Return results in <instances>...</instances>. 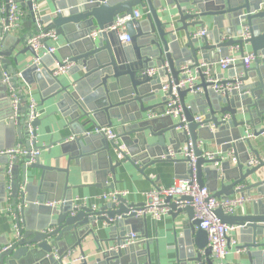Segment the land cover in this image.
<instances>
[{"label": "water", "instance_id": "obj_1", "mask_svg": "<svg viewBox=\"0 0 264 264\" xmlns=\"http://www.w3.org/2000/svg\"><path fill=\"white\" fill-rule=\"evenodd\" d=\"M44 1L50 2L51 8L39 17L38 23L44 33L54 31L62 41L61 46L56 54L41 58L39 66L30 64L19 75L27 86L37 85L41 106L52 101L68 122L60 131L59 139L50 143L49 147L57 145V151L48 153L50 158L46 164L39 157L32 164L28 156L23 159L20 182L15 180L20 159L15 161L9 207L17 217L22 235L13 248L0 255V264H63L65 253L80 248L81 242L89 236L94 239L95 230L103 223L110 231L121 230L117 246L126 239V226L145 224L146 218H136V211L143 204H129L121 196L98 210L86 205L75 207L72 196L75 187L69 186L71 167L79 166L83 172V163L91 161L102 181L97 188L105 186L107 177L112 176L113 183L107 187L110 191L114 190L116 171L124 164L134 167L143 177L146 169L154 165L172 164L177 180H184L193 175L192 169L186 166L188 159H173L168 150L177 154L181 143H196L198 139L217 141L224 134L227 137L219 143V152L224 155L230 151L235 164L231 166L230 160L224 161L219 156L204 159L202 150L194 146L197 182L200 188L207 187L216 199L234 195L251 199L248 208L244 207L238 215L229 216L219 209L214 215L221 223L237 228L241 250L238 264H264V178L259 176L264 167V146L263 154L259 155L255 142L241 140L243 129L249 125L253 126L257 138L264 132V1ZM37 2L19 3L32 12V4ZM138 8L144 13L140 19L124 25L123 32L130 42L123 44L119 41L118 30L107 29L118 17L132 16ZM208 18L213 22L211 43L206 38L192 39L193 31L202 27L203 19ZM33 21L36 23L34 17ZM244 28L248 29L249 38L236 39ZM95 31L97 35L91 37ZM224 34L228 41L222 43L220 38ZM16 41L11 34H5L0 40V66L4 68L12 63L15 66L10 68L12 82L16 81L18 56L24 52L12 56L5 44L12 42L14 45ZM45 45L47 47V43ZM235 46L239 47V59L245 54L246 46L255 59L248 70L242 63L228 68L222 83L233 85L230 92L220 96L211 89L212 84L199 75L198 87L202 94L177 90L185 123L160 117L165 107V98L160 95L164 79L177 84L182 78V66L195 69L199 61L214 65L226 58L230 48ZM26 51L33 55L30 47ZM65 60L73 65L68 76L75 77L67 84L63 77L52 75L53 64ZM152 68L157 70L155 76L144 74ZM188 95H192L189 102L186 101ZM158 98L159 103H154ZM25 102L23 98L24 106L18 107L16 122L10 120L7 125L8 130H16L22 139L27 136ZM199 113L206 115L202 124L194 122V116ZM149 114L155 117L149 118ZM224 114L231 117L227 123L219 120ZM40 123L37 119L31 124L35 138ZM115 124L128 152L121 162L111 154L114 146L94 132ZM209 124L214 126L213 132L208 129ZM33 149H40L35 141ZM30 151L32 149L28 148ZM250 155L259 161L258 166L248 167ZM5 160L7 162L6 157ZM3 179L5 181V176ZM239 185L244 187L236 190ZM58 200L63 201L58 207L44 205ZM168 215L173 220L181 219L174 232L171 249L174 257L169 264H213L207 235L198 229L199 221L194 220L192 208L177 209L175 204H170ZM67 236L72 239L71 245ZM142 242L146 243L145 248ZM147 243L139 236L125 249L103 251L99 248L97 258L79 264H153ZM157 264H162L161 258Z\"/></svg>", "mask_w": 264, "mask_h": 264}, {"label": "built area", "instance_id": "obj_2", "mask_svg": "<svg viewBox=\"0 0 264 264\" xmlns=\"http://www.w3.org/2000/svg\"><path fill=\"white\" fill-rule=\"evenodd\" d=\"M0 1L1 40L5 34H12L20 28V25L26 16V12L18 0ZM32 14L36 19V26L38 30L27 39V45L33 51L32 64L39 66L41 58L53 55L55 53L57 49L58 38L55 35V32L52 30L47 31L46 33L43 32L42 27L38 23L39 17L42 15H40L39 8L37 7L36 3L32 4ZM140 15L141 14L139 11L135 10L132 16L125 15L123 17H118L115 24L107 30H118L119 41L123 44H127L130 42V38L126 33L123 32L124 25L132 20L140 19ZM207 34V29L202 28L194 32L191 38L201 40L204 39ZM96 35L97 32L95 31L90 36L94 37ZM248 38V29L244 28L243 30L239 31L236 39L246 40ZM227 41L228 37L222 35L220 42L224 43ZM46 43L47 47L45 45ZM238 52V46L231 47L228 56L226 58L220 59L217 62L220 72H226L230 66H235L238 63H242L244 69L246 70L252 66L255 56L248 52L239 59ZM72 66L73 65L68 63L66 60L62 61L61 63L55 62L53 64L52 75L55 77L65 75L72 68ZM166 72H169L167 68ZM180 72V76L182 78L177 84H174L171 80L168 81V78L165 79V82L162 84L161 91L165 98V107L164 112L160 115V117H170L176 120V122L180 121L181 123H185V118L180 105L177 90H189L191 91L190 94L192 95L202 94V89L198 87L200 84L198 83V80H200L199 75H202L206 82L212 84L211 89L220 96H224L227 92H230L233 89V85L223 84L222 82L226 80V77L220 73L217 74L214 71V65L206 62H200L195 69H190V67L184 65L180 68ZM144 74L149 77H153L157 74V70L155 68L148 69ZM11 79L12 76L9 73H3L2 82L7 88V96L12 112L10 120H12L14 123L16 122L18 118L17 110L18 107L22 105L21 101L24 98L26 100L25 106L27 110V136H25V143L19 142L11 149L0 151V155L5 156L7 159L4 169V176L7 191L6 198L8 201L10 200L9 196L11 185L14 182L12 168L16 159H24L28 156L29 164H32L34 163L35 159L40 156L39 149H33L35 137L33 135L34 129L31 124L33 121L40 119L41 117L38 103L34 98L28 96V92L26 91L27 86L23 85L24 82L20 75L18 74L16 76L15 82H12ZM235 88H237V86ZM187 108L189 109V106H187ZM154 117L155 115H149V118ZM230 118L231 117L229 114H224L219 117V120L227 123ZM205 119V114H197L194 116L195 123L202 124ZM208 129L211 132L215 130L212 124L208 125ZM184 130H186V125L184 126ZM94 132L96 134H101L109 143L114 146L113 154L118 162L123 161L125 157L128 156L126 145L123 143L120 136L111 128H101L100 130H95ZM259 137L264 138V132ZM256 138L257 137L254 135V132L250 127L248 128L247 126L241 137V140L250 142ZM203 145L204 143L198 139L196 143H192L191 141L186 142L185 145L179 149L177 154H174L171 150H168L169 156L173 159H188L186 166L187 168L192 169L193 175L184 180H175L169 187L153 184L152 189L145 195V200L142 207L136 211V218H149L153 222H159L170 212V204H175L177 209L191 207L193 210L194 220L199 221L198 229L204 231L207 235L208 247L211 250L210 258L213 264H233L227 261V256L231 252H234L238 255L241 253V250L238 248L239 241L237 238V228L221 223L220 220L214 215V212L219 209L226 215H236L238 210H242L246 205L250 204L251 199L245 195H234L226 199H216L212 196L207 187L200 188L195 175L196 156L193 153V148L196 146L198 149L202 150ZM28 148H31L32 151L28 152ZM202 152L204 159L210 160L214 159L216 156H219L224 161L228 159L233 164L236 162L232 157V153L224 156L225 154L223 155L220 152L218 154L204 152L203 150ZM247 164L248 167L253 168L259 165V161L254 156L250 155V159ZM243 187V185H239L236 187V190H240ZM19 190L22 191L23 188L19 187ZM126 195V191L113 190L103 194L102 199L105 201H110L114 200L118 196L124 197ZM85 202L86 201L83 199L74 200V206L78 208L83 206ZM62 204L63 201L61 200L44 203L45 206L50 208L58 207ZM17 208H20V206ZM92 210H96L95 207H93ZM4 212L9 214L8 216L11 219L13 238L10 244L0 249V255L8 249L13 248L22 235V228L18 225L17 217L11 208L6 209ZM50 231L51 230L49 229L48 232ZM138 239L139 236L136 233H129L126 236V239L119 246L115 245L114 247L110 248V250L117 251L118 249H125L130 245H133ZM84 260H86L85 256L81 255L74 257L72 250H68L64 255L63 264H79Z\"/></svg>", "mask_w": 264, "mask_h": 264}, {"label": "crops", "instance_id": "obj_3", "mask_svg": "<svg viewBox=\"0 0 264 264\" xmlns=\"http://www.w3.org/2000/svg\"><path fill=\"white\" fill-rule=\"evenodd\" d=\"M18 1L20 3H23L26 2L27 0H18ZM36 4L37 7L39 8L40 15H45L47 12L46 9L50 10L51 8L50 2H46L44 0H38ZM0 5H1V1H0ZM22 8H24L26 12V16L22 24L20 25V28L16 32L11 34L14 38L17 39V41L14 45H12L13 44L12 42L5 44L7 51L11 52L12 56L15 55V53L24 52V54H19L18 56V65L16 66L17 75L26 66L32 64L33 62V55L29 51H26L28 48L27 39L38 30L36 23H34L33 21L34 16L32 12H30L27 7H22ZM136 10L139 11V13L141 14L140 16L142 17L144 13L143 10L141 8H138ZM203 20H204L203 26L195 29L193 33L202 28L207 29L208 34L205 38L209 39L208 41L209 43H211L212 40L210 39V33L213 23L212 19L208 18ZM61 43L62 41L59 39L57 41V48L59 45L61 46ZM249 50H250L249 46H246L244 52L248 53ZM13 67L15 68L13 63L11 65H7L4 68L0 66V151H5L7 149H10L19 142L25 143L26 140V138L22 139V137L19 136L16 130L11 131L8 130L7 128L12 112L10 108L9 99L7 96V88L2 82L1 76L3 75L4 72L10 74L11 72L10 68ZM214 71L217 74L220 73L225 77H227L228 75L227 71L220 72L217 63L214 64ZM60 78H62L66 84L69 82V80L70 81L75 80L74 79L75 77L71 78L68 76L67 73L65 75L60 76ZM162 82H165V79ZM198 83H200V80H198ZM23 85L26 84L24 83ZM26 91L28 92V96L34 98L35 101L38 103V108L41 114L40 117L41 123L36 130L37 136L35 138V142L36 145L40 148L39 159L42 163L46 164L50 158V156H48V153L55 154V152L57 151V145H53L52 147H49V145L50 143L55 142L59 139L60 131L62 130L63 126L67 124L68 120L62 117V115L56 110L52 101L45 103L43 106H41L40 98H39L40 97L39 90L35 83L31 84V86H27ZM160 95L162 97V93H160ZM191 98L192 95H188L186 101L189 102ZM159 101L160 100L158 98L154 103H159ZM249 127L251 128V130H254L252 125H249L248 128ZM111 129L120 136L121 133L116 124ZM244 131L245 128L243 129V133ZM22 135L23 132L21 133V136ZM226 137L227 135L224 134V136H222L217 141L215 139L211 141H204L203 139H199L204 143L202 150L204 152L218 154L220 150V147L218 145L220 142L226 140ZM253 142H255V146L257 148L255 150L258 151L259 155H262L263 152L261 150L264 146V138L263 137L256 138L255 140H253ZM184 145L185 143H181L179 149ZM230 153L231 152L229 151L227 154ZM111 154H113L112 148H111ZM227 154H225L224 156H226ZM5 162H6L5 156L0 155V249L10 244L13 238L11 219L8 216L9 214L4 212L6 209L10 208L9 201L5 197L6 184L3 179ZM22 165H23V159H20V161L17 164L18 171L15 177V180L17 182L21 181ZM231 166H233V163H231ZM82 167L84 170L83 172L81 171L79 166L71 167L69 186L75 187L72 193L73 199L74 200L83 199L86 201L84 205H86L91 209L95 207V209L98 210L109 201V200L108 201L103 200L102 195L106 194L107 192H110V190L107 187L113 183L112 176L109 175L107 177L105 183L106 187L102 186L101 188H97V185H101L102 181H99V178L97 176L98 172L94 170L92 162L89 160L85 161ZM31 175H33V173H31ZM259 176L261 178H264V167L259 171ZM115 179H116V183L114 186V191H126L127 195L124 196L123 198L127 200L129 204H135V205L143 204L145 200V195L152 189L153 184L163 187H169L173 184L175 180H177L173 165L167 163L157 164L146 169L145 177L140 175V173L137 172V170L134 167L130 166L129 164H124L116 171ZM248 206L249 205H246L244 209H247ZM241 212H242L241 209L238 210L236 212V215L240 214ZM179 220L178 219L173 220V218L169 215L165 216L159 222H153L149 218H146L145 224L134 223L133 225L130 224L129 226H126V228H128L127 229L128 231L125 234V237L129 233H136L143 240L148 242L147 244L150 249V255L153 264H157V260L160 258L162 264H169L174 257L173 256L174 251H172L171 249L173 247L174 232L175 230L178 229ZM120 231H121L120 229L110 231V228L105 223L99 225V227L95 230L94 239L96 240V242L90 236L85 238L81 242L80 248L75 247L72 249L73 256L74 257L81 256L82 253L83 256L86 257V261L88 262L93 261L95 258H97L100 255V252L98 251L99 248H101L103 251H106L115 246L116 239L120 237L119 235ZM145 236L147 237L144 238ZM67 240H68L67 241L68 244L71 245L72 239L69 236H67ZM145 244L146 243L142 244V248H145L144 246ZM227 261L233 264H238L239 255L234 252H231L227 256Z\"/></svg>", "mask_w": 264, "mask_h": 264}]
</instances>
